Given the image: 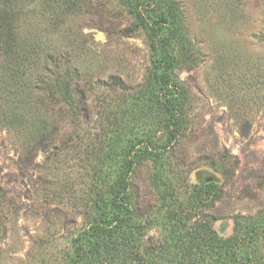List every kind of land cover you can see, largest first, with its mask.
Masks as SVG:
<instances>
[{
	"label": "rangeland",
	"instance_id": "1",
	"mask_svg": "<svg viewBox=\"0 0 264 264\" xmlns=\"http://www.w3.org/2000/svg\"><path fill=\"white\" fill-rule=\"evenodd\" d=\"M3 1L0 264H72L73 239L115 178L100 156L116 124L147 128L125 101L152 74L150 37L125 0ZM171 1L188 117L162 165L131 169L143 244L162 242L175 194L214 182L220 197L188 209L192 222L244 238L247 261L264 264V0Z\"/></svg>",
	"mask_w": 264,
	"mask_h": 264
},
{
	"label": "trees",
	"instance_id": "2",
	"mask_svg": "<svg viewBox=\"0 0 264 264\" xmlns=\"http://www.w3.org/2000/svg\"><path fill=\"white\" fill-rule=\"evenodd\" d=\"M125 2L132 6L138 25L147 31L152 48V74L137 88V95L125 101L137 119L146 117L147 128L138 125L135 131L121 118L116 124L110 139L113 148L100 156L101 166H118L115 178L95 201L97 210L87 227L74 237L72 264H258L247 261L254 255L245 250L244 238L223 237L207 217L193 223L187 213L204 204L206 196L220 197V185L214 182L193 185L186 199L175 194L163 214L162 242L143 244L144 224L129 192L131 169L150 160L155 166L162 165L165 152L185 130L189 92L175 76V47L182 35L177 5L171 0ZM6 6L0 0V33L9 21ZM117 80L124 87L123 81Z\"/></svg>",
	"mask_w": 264,
	"mask_h": 264
}]
</instances>
